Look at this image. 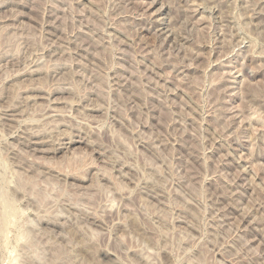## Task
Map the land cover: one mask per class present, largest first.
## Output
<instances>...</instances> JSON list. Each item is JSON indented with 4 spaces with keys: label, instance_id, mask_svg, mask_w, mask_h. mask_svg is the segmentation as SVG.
<instances>
[{
    "label": "rangeland",
    "instance_id": "374dc122",
    "mask_svg": "<svg viewBox=\"0 0 264 264\" xmlns=\"http://www.w3.org/2000/svg\"><path fill=\"white\" fill-rule=\"evenodd\" d=\"M0 264H264V0H0Z\"/></svg>",
    "mask_w": 264,
    "mask_h": 264
},
{
    "label": "bare ground",
    "instance_id": "6f19581e",
    "mask_svg": "<svg viewBox=\"0 0 264 264\" xmlns=\"http://www.w3.org/2000/svg\"><path fill=\"white\" fill-rule=\"evenodd\" d=\"M69 142V141H68Z\"/></svg>",
    "mask_w": 264,
    "mask_h": 264
}]
</instances>
